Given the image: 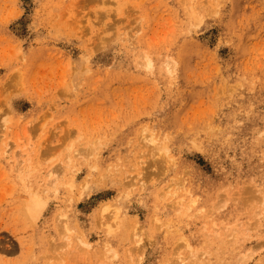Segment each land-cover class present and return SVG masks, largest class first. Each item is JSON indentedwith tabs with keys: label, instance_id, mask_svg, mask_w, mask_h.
<instances>
[{
	"label": "rangeland",
	"instance_id": "1",
	"mask_svg": "<svg viewBox=\"0 0 264 264\" xmlns=\"http://www.w3.org/2000/svg\"><path fill=\"white\" fill-rule=\"evenodd\" d=\"M0 264H264V0H0Z\"/></svg>",
	"mask_w": 264,
	"mask_h": 264
},
{
	"label": "bare ground",
	"instance_id": "2",
	"mask_svg": "<svg viewBox=\"0 0 264 264\" xmlns=\"http://www.w3.org/2000/svg\"><path fill=\"white\" fill-rule=\"evenodd\" d=\"M151 64H152V63H151ZM146 66H147V67H150V66H152V65H150V62H148V63L146 64ZM50 174H51V173H50ZM139 236H140V235H139ZM138 238H139V239H138L139 242H142V239H141L140 237H138Z\"/></svg>",
	"mask_w": 264,
	"mask_h": 264
}]
</instances>
